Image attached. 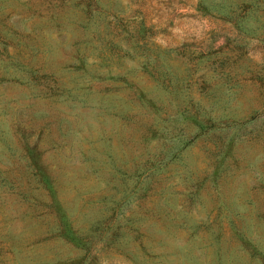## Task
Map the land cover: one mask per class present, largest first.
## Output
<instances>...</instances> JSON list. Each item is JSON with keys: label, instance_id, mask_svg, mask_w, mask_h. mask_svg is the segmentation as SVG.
I'll use <instances>...</instances> for the list:
<instances>
[{"label": "rangeland", "instance_id": "374dc122", "mask_svg": "<svg viewBox=\"0 0 264 264\" xmlns=\"http://www.w3.org/2000/svg\"><path fill=\"white\" fill-rule=\"evenodd\" d=\"M0 264H264V0H0Z\"/></svg>", "mask_w": 264, "mask_h": 264}]
</instances>
